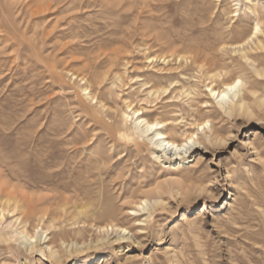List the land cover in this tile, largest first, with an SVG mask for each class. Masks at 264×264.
<instances>
[{"label": "rangeland", "instance_id": "374dc122", "mask_svg": "<svg viewBox=\"0 0 264 264\" xmlns=\"http://www.w3.org/2000/svg\"><path fill=\"white\" fill-rule=\"evenodd\" d=\"M234 3L0 0V188L24 194L38 210L48 209L54 222L48 243L59 251L57 261L48 252L0 246V264H264V110L255 109L250 119L208 109L182 111L187 123L211 120L218 142L207 150L197 147L180 167L158 161L141 138L124 141L117 128L107 126L120 120L108 103L114 74L122 72L127 87L142 74L141 79L178 74L176 62L163 63L161 57L188 50L191 35L203 39L202 30L211 28L212 37L220 31L228 38L233 29L255 26L256 17L234 13ZM252 5L264 20V0ZM215 54L216 67L233 68L230 75L236 77L239 69L230 56ZM149 55L159 60L147 63ZM194 69L189 73L196 74ZM69 70L91 79L110 115L83 103L84 86ZM257 90L264 95V78ZM161 110L153 119L162 118ZM183 125L179 133L192 131ZM142 198H157L163 206L137 226L136 219L147 215L136 217L131 210ZM81 207L92 214L80 215ZM107 224L128 228L137 244L115 241L109 232L111 242L104 247L68 251L73 242H97L99 233L91 226Z\"/></svg>", "mask_w": 264, "mask_h": 264}, {"label": "bare ground", "instance_id": "6f19581e", "mask_svg": "<svg viewBox=\"0 0 264 264\" xmlns=\"http://www.w3.org/2000/svg\"><path fill=\"white\" fill-rule=\"evenodd\" d=\"M233 1L236 3H234V6H237L234 13H240L241 10H243L245 14L247 12L249 15H253L256 17L255 26L250 29L249 27H246L244 30L239 29L240 31L238 29H233L229 32L228 38L220 31V33H216L217 35H214L215 37H212L211 28L202 30L205 32V34L202 35L204 37L203 39H201L202 37L195 38L193 36L194 34L191 35L190 43H186V45H189V47L187 46L188 50H184L182 54L173 51L170 55L161 57L163 63L168 59L167 63L175 61L177 67L174 69L178 74H144L146 77L141 79L142 74L137 76L138 78L136 79L138 80L136 82L134 81L135 83L132 82L133 78L131 77V83H134L138 87L136 86L137 89L127 94H125V92L130 89L132 90L135 85L127 87L128 84L125 82L127 79L124 80L123 74H120L122 72L114 74L113 80L110 81L111 83H108L110 84L108 90V103H112L111 107L115 106L116 109H113L117 110L116 113L118 112V115H116V117L118 116L120 120L115 124H112V122L107 126L109 129L117 128L116 130L120 139L132 142L141 138L144 144L147 143L152 145V153L158 161L163 160V162L174 164L175 167H180L187 160L186 156L191 152L193 153L197 147L202 146L207 150L208 145H214V143L218 142V137L210 123L211 120L203 122L195 120L193 123H187V119L183 117L185 114L183 115L182 111L199 113L202 109H208L207 112L214 113L217 116H226L229 118L245 116L250 119L256 114L255 109L264 110V95H259L257 90L260 79L264 78V63L262 61L264 58V20L260 18L256 6L252 5L253 0H249L247 3L244 2L246 0ZM146 5L144 4L145 7ZM64 6L66 7L67 5ZM61 7H59V10H61ZM231 21L233 22V20ZM201 34L202 33H200V35ZM163 38L165 39V37ZM146 53L147 52H145V55ZM190 53L192 55H188ZM215 53H220L223 57L230 56V59L236 63L239 69L236 77H231L233 74L230 75V73L231 71L233 73L234 69L232 68L233 70L231 69V71H229V67L224 63V67L221 65L222 69L216 67L217 58ZM156 56H147V63L152 65L153 63L155 64V62L159 60L157 58L158 56ZM235 56H237L238 59L234 58ZM128 62H124L125 64H123V66H126ZM191 66H195L196 70H194L196 74L189 73V71L191 72ZM124 69L126 68H123V70ZM67 74L73 78L74 81L79 80L82 82L83 85H81L84 87L81 88L80 92L83 97V103L86 101L87 103L95 105L96 109H99V112L102 114L108 113V108L111 107H107L106 101L99 100L95 96L90 83L91 79L89 81L86 75V77H81V75L79 76L71 70L67 71ZM139 78L141 80H139ZM102 80H104V78ZM107 80L108 75L106 81ZM127 83L130 84L128 81ZM108 84L106 83L105 86ZM104 89H106V87ZM104 89L102 90L103 92ZM100 95H102V93ZM202 98L204 99L201 100ZM159 104H162L160 105L161 107H157ZM153 107H157L158 109H155L156 111L153 109L150 110V108ZM159 109H163V111L161 110L162 112L160 111L162 118L153 119L155 112ZM114 112L113 110L111 113L114 114ZM179 112H181L182 115H179ZM185 116L187 117V115ZM190 117L193 119L195 116L191 115ZM181 123H184V127H188L189 125L192 131H183L179 133L181 130V127H179ZM227 140L228 139H221L220 142L224 145L227 143ZM192 153L190 155H192ZM157 198L156 200L142 198L135 203L136 209H132L131 214L136 217L147 215L146 218H144L145 220L136 219L138 222L137 226L144 224L147 219L152 216L154 210L162 204V200H158ZM47 211L48 209L38 210L33 203H30L24 194H19L17 191L9 189V187L6 190L0 188V246H10L12 248V244H15L22 247L28 254L48 252L54 260L59 261V251H56V249L54 250L48 241V237L54 229V222L53 220H49ZM86 211L87 208L83 209L82 207L78 210L79 214L85 215V217L92 214V212L89 213ZM63 212H66L65 208H63ZM46 220L49 221L47 224ZM71 222L73 223V220ZM77 222L71 224H79ZM82 223L85 226V222L83 221ZM67 225H69V223ZM31 226L33 227L32 232L29 230L32 228ZM95 226L96 225L91 227L95 228L99 233L97 242H84L83 244L73 242L67 245L69 248L68 251L82 250L94 244L96 245L95 247H104V245H108L111 242V234L109 232H114L115 236H117L115 241L120 239L131 240L135 245L138 242L128 228L120 227L116 224ZM79 232L81 231H78V233ZM63 245H65V243Z\"/></svg>", "mask_w": 264, "mask_h": 264}]
</instances>
